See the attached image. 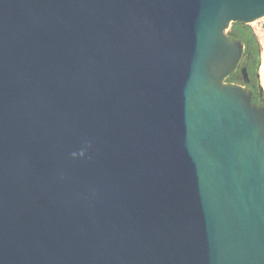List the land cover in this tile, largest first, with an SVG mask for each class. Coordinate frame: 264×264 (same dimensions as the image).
<instances>
[{"label": "water", "instance_id": "95a60500", "mask_svg": "<svg viewBox=\"0 0 264 264\" xmlns=\"http://www.w3.org/2000/svg\"><path fill=\"white\" fill-rule=\"evenodd\" d=\"M263 16L0 0V264H264V106L224 81Z\"/></svg>", "mask_w": 264, "mask_h": 264}, {"label": "trees", "instance_id": "16d2710c", "mask_svg": "<svg viewBox=\"0 0 264 264\" xmlns=\"http://www.w3.org/2000/svg\"><path fill=\"white\" fill-rule=\"evenodd\" d=\"M227 33L234 39L240 40L244 46L242 61L237 68L225 77V82L242 84L245 82L241 69L245 68L251 83L259 88L257 72L260 64V46L253 29L244 22H232Z\"/></svg>", "mask_w": 264, "mask_h": 264}, {"label": "rangeland", "instance_id": "374dc122", "mask_svg": "<svg viewBox=\"0 0 264 264\" xmlns=\"http://www.w3.org/2000/svg\"><path fill=\"white\" fill-rule=\"evenodd\" d=\"M248 24L257 35L260 46V64L257 72V77H258L260 89L264 94V16ZM228 29L226 31H228Z\"/></svg>", "mask_w": 264, "mask_h": 264}, {"label": "flooded vegetation", "instance_id": "af4514ba", "mask_svg": "<svg viewBox=\"0 0 264 264\" xmlns=\"http://www.w3.org/2000/svg\"><path fill=\"white\" fill-rule=\"evenodd\" d=\"M241 61H242V58H241L239 63H241ZM241 85L245 89L251 90V103L252 104H254L256 106H264V94L261 91L260 86H259V88H256V86L251 83L249 78L247 80H245V82L242 83Z\"/></svg>", "mask_w": 264, "mask_h": 264}, {"label": "bare ground", "instance_id": "6f19581e", "mask_svg": "<svg viewBox=\"0 0 264 264\" xmlns=\"http://www.w3.org/2000/svg\"><path fill=\"white\" fill-rule=\"evenodd\" d=\"M261 71H262V69H261Z\"/></svg>", "mask_w": 264, "mask_h": 264}]
</instances>
